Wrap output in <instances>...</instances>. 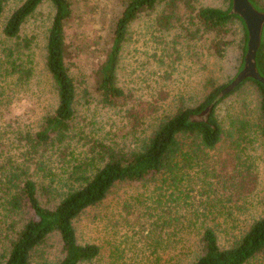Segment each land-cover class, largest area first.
<instances>
[{
    "label": "rangeland",
    "instance_id": "obj_1",
    "mask_svg": "<svg viewBox=\"0 0 264 264\" xmlns=\"http://www.w3.org/2000/svg\"><path fill=\"white\" fill-rule=\"evenodd\" d=\"M26 0H7L0 15V260L7 254L8 237L20 230L28 218L25 213L9 216L5 211L4 172L15 158L14 145L18 129L37 131L42 119L52 114L58 104L56 88L46 68V38L53 22L55 8L45 0L27 20L19 39L4 35L3 29L10 15ZM74 16L66 28L68 55L66 66L77 89V119L74 133L126 149L139 146L149 139L167 116L181 108L199 106L213 88L228 85L238 74L242 64L246 31L242 22L233 20L224 31L228 46L218 56L216 33H196L197 25L179 0L177 7L181 20L168 31H161L157 21L173 0L159 3L153 11L142 13L129 29L119 68V85L130 98L124 107L105 106L95 91L96 72L106 60L112 44L116 23L131 0H71ZM264 1V0H262ZM196 9L227 10L230 0H191ZM195 24V25H194ZM29 42L22 60L32 71L27 85L18 81L12 72L9 51L18 44ZM260 94L254 87L239 92L222 102L218 118L229 125L237 114L245 111L256 117ZM139 115L137 123L128 111ZM18 123V126H16ZM250 139V138H249ZM248 141V140H246ZM221 143L204 162L202 169L192 171L191 177L180 186L182 206H192L202 213L210 211L207 221L228 223L238 233L248 228L254 218L264 212V144ZM85 141L79 143L82 147ZM81 150V149H78ZM238 158V159H237ZM196 173V175H194ZM4 187V188H3ZM153 187L123 183L117 185L99 205L87 209L76 221L80 244H97L102 254L93 264H153L155 255L169 260L174 244L172 235L163 233L164 248H157L142 236L138 213ZM189 214L190 210L185 211ZM139 222H141L139 220ZM12 224L17 227L14 230ZM237 227V228H235ZM13 230V232H12ZM191 238L184 233L176 240ZM221 237V246L228 244ZM168 244L169 248L166 247ZM58 235H54L37 253L32 264H57L64 254ZM189 244L181 253H198ZM166 249V250H165ZM152 261V262H151Z\"/></svg>",
    "mask_w": 264,
    "mask_h": 264
},
{
    "label": "trees",
    "instance_id": "obj_2",
    "mask_svg": "<svg viewBox=\"0 0 264 264\" xmlns=\"http://www.w3.org/2000/svg\"><path fill=\"white\" fill-rule=\"evenodd\" d=\"M7 0H0V15L3 14ZM45 0H26L10 15L3 33L19 39L22 28ZM55 8L53 22L46 38V68L57 93V108L42 119L37 131L28 128L18 129L14 145L16 160L4 172L5 211L9 216L25 213L28 218L20 230L8 237L7 254L0 264H32L33 257L54 235H58L62 245L63 259L57 264H93L101 254L97 244H80L75 221L89 208L101 204L119 184L153 187L149 197L144 200L138 213V224L147 242L157 248H164L160 235L168 233L174 239L169 260L155 255L153 264H264V212L254 218L244 231L231 234L234 226L207 221L208 209L200 213L192 206H182L183 193L180 186L191 177L192 171H204V162L209 152L227 140L233 143H254L252 139L264 144V83L253 78L246 79L227 95L222 91L232 83L213 88L204 101L195 108H181L172 116H167L153 135L139 146L126 149L119 144L78 136L74 133L77 119V89L74 79L66 66L68 45L66 28L73 20L74 2L71 0H50ZM166 0H131L118 19L112 37V44L106 60L96 72L95 91L105 106L124 107L129 94L119 85V68L125 44L128 41L132 23L144 12L153 11ZM183 6L190 20L197 25L196 33H216L215 41L218 56L224 55L228 42L224 31L235 19L242 22L245 46L242 64H245L248 49V32L244 21L232 14V1L227 10L217 8L196 9L191 0H183ZM173 0L157 21L161 31L170 30L179 22V10ZM264 12V1L250 0ZM194 24V25H195ZM29 42L18 44L9 51V60L18 81L27 85L32 79V71L22 60ZM256 65L264 78V33L261 47L256 55ZM237 74V75H238ZM237 77V76H236ZM235 77V78H236ZM254 87L260 94L257 116L250 117L242 111L229 125L218 118V106L227 98L246 92ZM0 98V106H3ZM213 106L207 116L201 114ZM137 112V111H136ZM128 113L138 122L139 113ZM18 126V123L17 125ZM250 138V139H249ZM248 140V141H246ZM84 142L79 147L80 142ZM81 149V150H78ZM238 159V158H237ZM196 175V173H194ZM190 210L189 214L185 211ZM139 220L141 222H139ZM15 230L17 225L12 224ZM237 228V227H235ZM13 232V230H12ZM184 233L189 237L176 240ZM221 237H228V244L221 246ZM189 244L197 248L194 260L188 261L193 252L181 253ZM166 247L169 248L168 244ZM166 250V249H165Z\"/></svg>",
    "mask_w": 264,
    "mask_h": 264
},
{
    "label": "water",
    "instance_id": "obj_3",
    "mask_svg": "<svg viewBox=\"0 0 264 264\" xmlns=\"http://www.w3.org/2000/svg\"><path fill=\"white\" fill-rule=\"evenodd\" d=\"M232 14L238 15L246 26L248 32V49L245 56V64L242 71L232 81L228 87L222 91V95H227L236 89L243 81L249 78L259 80L264 83L257 65L256 55L261 47L264 33V12L259 11L250 0H231ZM213 106L208 107L201 116H207L211 112Z\"/></svg>",
    "mask_w": 264,
    "mask_h": 264
}]
</instances>
